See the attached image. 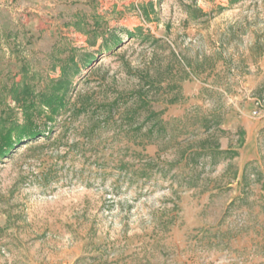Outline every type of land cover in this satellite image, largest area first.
Returning <instances> with one entry per match:
<instances>
[{"label":"rangeland","instance_id":"374dc122","mask_svg":"<svg viewBox=\"0 0 264 264\" xmlns=\"http://www.w3.org/2000/svg\"><path fill=\"white\" fill-rule=\"evenodd\" d=\"M71 56L0 158V264H264V0H0V120Z\"/></svg>","mask_w":264,"mask_h":264},{"label":"trees","instance_id":"16d2710c","mask_svg":"<svg viewBox=\"0 0 264 264\" xmlns=\"http://www.w3.org/2000/svg\"><path fill=\"white\" fill-rule=\"evenodd\" d=\"M69 62L72 65H62L61 67V76L64 84V88L60 93V87L57 90L53 91H41L35 94L32 90H24L23 99L21 107L24 112V120L25 123L18 124L16 122L9 123L8 126L4 124L3 120H0L3 124L0 125V158L8 155L12 150H14L23 140L31 141L34 138L45 132L44 130H40L36 125L32 123L31 110L33 107V103L37 102V106L45 107L50 110L52 113L56 112L59 108L64 106V91L65 88L70 86L73 79L80 74L81 70L77 66V63H87L84 59H80L79 61H75L73 57H69ZM67 62V63H69ZM62 63V62H61ZM62 81L57 83V85H61ZM14 98L17 100L18 96L14 95ZM37 100V101H36ZM40 114V111H39ZM205 129V128H204ZM206 131V129H205ZM206 149L201 147L199 151L195 149L192 151L193 157H206V156H217L219 154H225L227 151H219L216 145H208ZM230 157H233L235 153H229ZM150 168V167H149Z\"/></svg>","mask_w":264,"mask_h":264}]
</instances>
